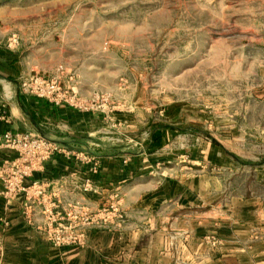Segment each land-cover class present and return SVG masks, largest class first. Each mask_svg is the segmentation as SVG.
Segmentation results:
<instances>
[{
  "label": "rangeland",
  "instance_id": "obj_1",
  "mask_svg": "<svg viewBox=\"0 0 264 264\" xmlns=\"http://www.w3.org/2000/svg\"><path fill=\"white\" fill-rule=\"evenodd\" d=\"M0 43L18 89L20 77L42 76L75 111L60 129L76 142L56 140L65 151L141 157L154 127L174 128L136 167L163 173L198 206L180 209L179 237L110 260L264 264V0H0ZM152 177L139 176L142 193Z\"/></svg>",
  "mask_w": 264,
  "mask_h": 264
},
{
  "label": "crops",
  "instance_id": "obj_2",
  "mask_svg": "<svg viewBox=\"0 0 264 264\" xmlns=\"http://www.w3.org/2000/svg\"><path fill=\"white\" fill-rule=\"evenodd\" d=\"M16 69L12 52L0 43V132L26 131L45 138L49 132L51 140L76 142L74 132L60 129L68 114L75 111L20 94ZM155 152L147 151L141 157L132 155L130 158L117 153H98L96 171L91 170L89 162L75 156L54 155L23 179L27 192H17L11 197L4 195L0 180V258L3 263L129 264L112 261L110 257L130 256L145 246L151 248L150 241L157 236L179 237L183 232L174 225L188 220L180 209L186 205L196 208L197 198L180 189L174 180L165 178L163 173L156 175L149 168L136 167L141 160L156 156ZM15 157V152L0 151V163ZM147 171L153 177L144 194V185L139 184L138 179ZM34 181L40 184L41 195L30 187ZM111 208H119L125 216L121 218L106 210ZM76 209L88 214L92 211L98 215L102 209L108 213L104 219L86 224L78 217H71L78 214ZM139 211L146 215L136 214ZM193 220L197 222V217ZM59 223H72V234L87 240L86 245L52 247L48 242L49 227L52 231ZM145 239L147 245L142 246Z\"/></svg>",
  "mask_w": 264,
  "mask_h": 264
},
{
  "label": "built area",
  "instance_id": "obj_3",
  "mask_svg": "<svg viewBox=\"0 0 264 264\" xmlns=\"http://www.w3.org/2000/svg\"><path fill=\"white\" fill-rule=\"evenodd\" d=\"M20 92L35 98L44 99L52 105L59 106L63 102V95L60 93L56 83L52 80L45 79L39 75H29L20 77L19 83ZM73 105L72 103H69ZM75 106V105H74ZM86 109V107H78ZM0 151H11L16 153L13 159H6L0 163V180L3 183L4 195L11 197L17 192H27L23 186V179L28 177L30 173L41 168L45 161L54 155L64 153L66 156H75L82 159L81 161L89 162L91 170L96 171L98 167V157L84 153H76L74 151H65L62 146L54 140L33 135L26 131H4L0 132ZM38 195H41L40 184L36 181L32 182L31 186ZM87 188V184L85 185ZM38 200V199H37ZM41 203V200L37 201ZM29 207V205H25ZM75 210V208L73 209ZM78 214H71V217H78L82 223L88 224L90 221L104 219L108 211H100L97 215H89L87 211L76 209ZM79 212H84L79 214ZM102 213V215H100ZM74 226L68 223H59L58 226H53L52 231L49 227V239L53 240L59 236L78 238L72 234Z\"/></svg>",
  "mask_w": 264,
  "mask_h": 264
},
{
  "label": "trees",
  "instance_id": "obj_4",
  "mask_svg": "<svg viewBox=\"0 0 264 264\" xmlns=\"http://www.w3.org/2000/svg\"><path fill=\"white\" fill-rule=\"evenodd\" d=\"M165 129H174V128L167 125H157L156 127L153 128L147 143L148 152H153L161 147L162 137Z\"/></svg>",
  "mask_w": 264,
  "mask_h": 264
}]
</instances>
